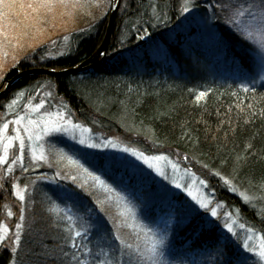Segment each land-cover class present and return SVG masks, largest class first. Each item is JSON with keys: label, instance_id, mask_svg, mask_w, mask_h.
Here are the masks:
<instances>
[{"label": "trees", "instance_id": "trees-1", "mask_svg": "<svg viewBox=\"0 0 264 264\" xmlns=\"http://www.w3.org/2000/svg\"><path fill=\"white\" fill-rule=\"evenodd\" d=\"M27 1L30 16L16 1L0 0V87L17 72L74 68L96 53L106 34L112 0H106L105 14L93 21L80 12L82 8L63 12V0ZM182 8V0H120L103 56L68 75L21 78L0 95V114L17 93L47 82L91 135L118 138L147 155L172 153L204 171L200 177L215 201L230 212L237 210L240 225L264 239V82L258 83L255 74L254 47L227 32L220 16L202 31L193 18L182 16ZM66 12L69 21L63 18ZM143 34L148 40L141 44ZM64 36H70L67 52L58 59L46 57L49 43ZM87 162L117 188L115 169L103 161ZM144 178L136 183L130 174L135 183L124 182L125 192L134 186L135 194L142 195L136 198L142 212L139 199L158 186L149 182L139 190L135 186ZM219 178L251 200L242 203L230 188L221 186ZM158 194L160 199L149 204L151 214L142 221L153 226L156 217L173 213L176 219L165 236L171 264H258L235 232L217 223L220 215L208 221L188 206L182 194L169 189ZM11 202L9 183L3 181L0 221ZM91 202L83 212L93 214ZM42 219L44 214L27 223L37 230L26 231L31 242L22 241L15 253L0 248V264H61L54 223ZM102 228L106 258L113 264L140 263L137 251L122 245L131 229L122 227L116 238L113 229ZM135 241L144 242L130 243Z\"/></svg>", "mask_w": 264, "mask_h": 264}, {"label": "rangeland", "instance_id": "rangeland-1", "mask_svg": "<svg viewBox=\"0 0 264 264\" xmlns=\"http://www.w3.org/2000/svg\"><path fill=\"white\" fill-rule=\"evenodd\" d=\"M14 1L19 3L24 14L30 16L27 0ZM63 1V12L66 8L69 12L82 8L80 12L89 14L91 21L106 12V0ZM182 4V16L193 18L200 30H207L217 15L227 32L250 43L257 61L258 83L264 82V0H182ZM63 18L69 21L67 12ZM69 39L70 36H64L49 43L46 57L60 58L69 49ZM140 39L143 43L148 40L145 34ZM52 88L44 82L30 91L19 92L0 114V188L3 181H7L12 192V202L0 221V248L15 253L22 241L31 242L25 233L33 227L29 228L27 223L44 214L42 222L50 218L54 223V239L59 242L55 251L62 255L61 264H113L106 258L104 248L107 243L102 226L113 229L116 238H120L118 231L122 227L131 229L125 234L122 245L137 251L141 260L138 264H171L166 255L165 236L175 221L172 220L173 213L161 219L156 217L153 226L142 221L145 218L146 222V217L151 214L149 204L160 199L158 193L169 189L182 194L188 206L205 214L202 217L206 220H214L220 215L217 223L234 231L242 248L258 264H264L261 234L240 225L237 210L230 212L220 201H215L213 192L200 177L201 173L206 175L204 171L172 153L147 155L118 138L102 140L91 135L72 117L65 102L55 96ZM87 160L103 161L115 169L114 173L119 176L112 183L115 181L117 188L103 180L102 173ZM184 164L187 165L184 167ZM120 169L126 170L121 174ZM130 174L135 175L136 183L145 176L143 183L135 186H139V190L149 182L158 185L154 193L139 199L144 204V214L136 202L142 195L135 194L134 186L132 191L125 192L127 185L124 182L135 183L129 179ZM220 182L242 203L251 200L228 182L222 179ZM88 201L95 206L93 214L83 212ZM102 221L105 223L96 224ZM94 236L99 238L98 242ZM134 240L144 242L130 243ZM95 247L97 251H94Z\"/></svg>", "mask_w": 264, "mask_h": 264}, {"label": "water", "instance_id": "water-1", "mask_svg": "<svg viewBox=\"0 0 264 264\" xmlns=\"http://www.w3.org/2000/svg\"><path fill=\"white\" fill-rule=\"evenodd\" d=\"M119 4H120V0H112L105 37L100 47L98 48L96 53L91 58L79 64L78 66L68 69V70L52 71L48 69H32V70H27L25 72H17V74L11 80H5V84H3L2 87H0V95L5 93L11 86H13L21 78L33 76V75H48V76L68 75L70 73L81 70L84 66L90 64L92 61L99 58L100 56H103L107 50L111 32L114 26L115 14L118 10Z\"/></svg>", "mask_w": 264, "mask_h": 264}]
</instances>
